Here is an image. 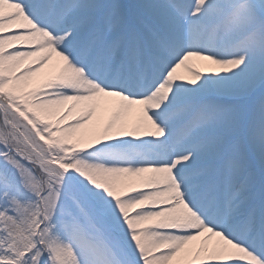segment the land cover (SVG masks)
Returning <instances> with one entry per match:
<instances>
[{
	"label": "snow or ice",
	"instance_id": "6c2138e0",
	"mask_svg": "<svg viewBox=\"0 0 264 264\" xmlns=\"http://www.w3.org/2000/svg\"><path fill=\"white\" fill-rule=\"evenodd\" d=\"M0 264H264V0H0Z\"/></svg>",
	"mask_w": 264,
	"mask_h": 264
},
{
	"label": "bare ground",
	"instance_id": "6f19581e",
	"mask_svg": "<svg viewBox=\"0 0 264 264\" xmlns=\"http://www.w3.org/2000/svg\"><path fill=\"white\" fill-rule=\"evenodd\" d=\"M201 70L207 72V69H201Z\"/></svg>",
	"mask_w": 264,
	"mask_h": 264
}]
</instances>
